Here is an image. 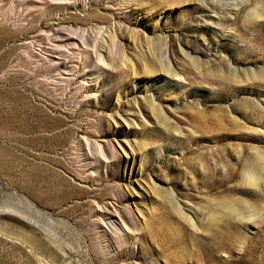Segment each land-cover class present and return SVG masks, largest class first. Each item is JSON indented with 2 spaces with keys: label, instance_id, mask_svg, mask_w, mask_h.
Masks as SVG:
<instances>
[{
  "label": "rangeland",
  "instance_id": "374dc122",
  "mask_svg": "<svg viewBox=\"0 0 264 264\" xmlns=\"http://www.w3.org/2000/svg\"><path fill=\"white\" fill-rule=\"evenodd\" d=\"M0 264H264V0H0Z\"/></svg>",
  "mask_w": 264,
  "mask_h": 264
},
{
  "label": "bare ground",
  "instance_id": "6f19581e",
  "mask_svg": "<svg viewBox=\"0 0 264 264\" xmlns=\"http://www.w3.org/2000/svg\"><path fill=\"white\" fill-rule=\"evenodd\" d=\"M253 180H254V179H253ZM253 180H252V181H253Z\"/></svg>",
  "mask_w": 264,
  "mask_h": 264
}]
</instances>
